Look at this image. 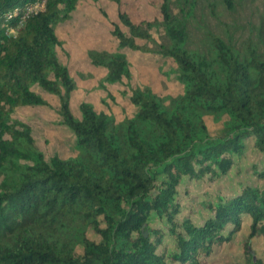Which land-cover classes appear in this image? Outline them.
<instances>
[{
	"label": "trees",
	"instance_id": "trees-1",
	"mask_svg": "<svg viewBox=\"0 0 264 264\" xmlns=\"http://www.w3.org/2000/svg\"><path fill=\"white\" fill-rule=\"evenodd\" d=\"M31 1L0 0V264H207L247 220L245 264H264L252 249L254 238L264 239V186L202 203L201 223L196 204L184 214L181 198L185 180L212 183L238 171L248 141L263 156L254 173L264 184V25L260 50H247L249 58L213 34L208 57L189 45L195 2L176 0L175 14L172 0H161L160 19L138 23L120 10L117 50L88 52L91 65L106 70L105 85L130 82L124 51L149 52L138 41L153 42L152 30L162 28L166 42L155 52L174 61L183 93L166 104L149 87L132 89L135 114L119 124L89 103L78 117L71 108L77 84L58 57L56 27L80 0H48L16 37L7 36L21 20L8 15ZM35 87L59 98L75 156L47 159L30 126L14 120L19 108L47 105ZM208 116L227 117L219 136L210 134Z\"/></svg>",
	"mask_w": 264,
	"mask_h": 264
},
{
	"label": "rangeland",
	"instance_id": "rangeland-1",
	"mask_svg": "<svg viewBox=\"0 0 264 264\" xmlns=\"http://www.w3.org/2000/svg\"><path fill=\"white\" fill-rule=\"evenodd\" d=\"M160 1L80 0L70 19L56 27L57 37L62 43V47L57 51L58 57L69 69L77 84L71 99V108L77 117L80 115V104L85 102L93 105L97 112H105L114 117L120 124L135 114L136 109L130 101L132 89L149 87L166 104L183 93V86L177 80L174 61L155 52L157 45L166 42L162 28L152 30L153 42L138 41L140 45L147 46L149 52L141 53L128 49L124 51L131 64L130 82L105 85L106 70L92 66L88 57V52L93 49L110 52L117 50V40L112 36V31L114 24H119L120 10L127 12L137 23L143 20L153 21L160 19ZM190 1L196 3L193 17L189 18V45L192 50L211 57L208 34L216 35L243 51V57L249 58V55H246L247 50H258V47H261L259 29L264 25V0ZM172 10L175 14L179 13L176 0H172ZM121 27L126 31V28ZM34 90L47 105L19 108L13 115L14 120L30 126L36 146L47 159L55 155L64 159L75 156L77 152L74 135L60 124L59 98L46 94L38 87ZM205 120L210 134L216 137L221 134L227 117L218 121L208 116ZM238 162L239 172L232 169L221 180L212 183L206 180L203 183L185 180L186 185L181 188L182 203L186 207L184 214H188L191 204H196L193 218L197 223H201L200 217L206 215L205 210L198 208L202 203L231 196L243 185L263 188V182L258 181L254 173V170L262 167L263 156L253 148L252 141L247 142V151ZM185 191H188L194 200H190ZM153 225L164 227L158 220H155ZM249 232L250 220H247L243 230L231 243L215 247L207 264H245L243 240L248 237ZM88 236L99 240L91 231ZM252 249L256 257L264 261V239L254 238ZM77 250L80 252L79 248Z\"/></svg>",
	"mask_w": 264,
	"mask_h": 264
},
{
	"label": "built area",
	"instance_id": "built-area-1",
	"mask_svg": "<svg viewBox=\"0 0 264 264\" xmlns=\"http://www.w3.org/2000/svg\"><path fill=\"white\" fill-rule=\"evenodd\" d=\"M48 0H35L31 1L24 5L22 11H20L18 8H15L9 15L8 19L12 18V16H15L19 13H21V20L18 24V26L10 27L6 30V35L9 37H16L18 34V31L24 27L25 22L32 16H35L41 12H44L47 7Z\"/></svg>",
	"mask_w": 264,
	"mask_h": 264
}]
</instances>
